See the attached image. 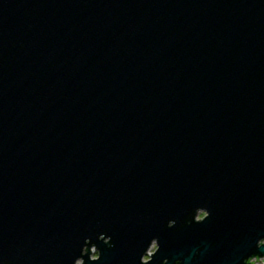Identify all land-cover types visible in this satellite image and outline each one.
<instances>
[{
    "label": "water",
    "instance_id": "obj_1",
    "mask_svg": "<svg viewBox=\"0 0 264 264\" xmlns=\"http://www.w3.org/2000/svg\"><path fill=\"white\" fill-rule=\"evenodd\" d=\"M260 259L264 0H0V264Z\"/></svg>",
    "mask_w": 264,
    "mask_h": 264
},
{
    "label": "flooded vegetation",
    "instance_id": "obj_2",
    "mask_svg": "<svg viewBox=\"0 0 264 264\" xmlns=\"http://www.w3.org/2000/svg\"><path fill=\"white\" fill-rule=\"evenodd\" d=\"M199 217H202V216L199 215ZM155 244H156V243L153 242V244L151 245V247H150V251H149L150 253H152V248H155V250H156L157 245H156V247H155ZM155 250H154V251H155ZM154 251H153V252H154ZM95 257H97V254L95 255ZM145 257H148L147 259L144 258L145 261L149 259V256H145Z\"/></svg>",
    "mask_w": 264,
    "mask_h": 264
},
{
    "label": "rangeland",
    "instance_id": "obj_3",
    "mask_svg": "<svg viewBox=\"0 0 264 264\" xmlns=\"http://www.w3.org/2000/svg\"><path fill=\"white\" fill-rule=\"evenodd\" d=\"M204 213H200V216H203ZM155 247H156V244H155ZM155 250V248H152V252ZM93 254L96 255L97 254V251H94V248H93ZM148 257H145V259H147Z\"/></svg>",
    "mask_w": 264,
    "mask_h": 264
},
{
    "label": "built area",
    "instance_id": "obj_4",
    "mask_svg": "<svg viewBox=\"0 0 264 264\" xmlns=\"http://www.w3.org/2000/svg\"><path fill=\"white\" fill-rule=\"evenodd\" d=\"M254 260H256V259H254ZM260 260H261L260 262L256 261L255 264H264V259H260Z\"/></svg>",
    "mask_w": 264,
    "mask_h": 264
}]
</instances>
